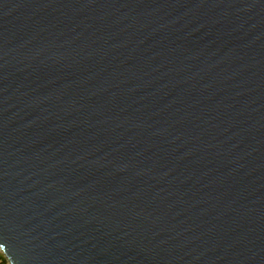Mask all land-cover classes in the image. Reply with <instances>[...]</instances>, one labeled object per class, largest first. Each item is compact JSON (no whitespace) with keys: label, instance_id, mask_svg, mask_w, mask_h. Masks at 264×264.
<instances>
[{"label":"water","instance_id":"obj_1","mask_svg":"<svg viewBox=\"0 0 264 264\" xmlns=\"http://www.w3.org/2000/svg\"><path fill=\"white\" fill-rule=\"evenodd\" d=\"M8 264H264V0H0Z\"/></svg>","mask_w":264,"mask_h":264},{"label":"trees","instance_id":"obj_2","mask_svg":"<svg viewBox=\"0 0 264 264\" xmlns=\"http://www.w3.org/2000/svg\"><path fill=\"white\" fill-rule=\"evenodd\" d=\"M0 264H8L7 260L5 259V257L1 252H0Z\"/></svg>","mask_w":264,"mask_h":264}]
</instances>
